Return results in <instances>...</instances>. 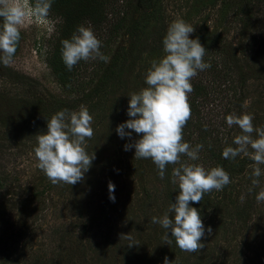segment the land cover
I'll return each mask as SVG.
<instances>
[{"label": "rangeland", "instance_id": "rangeland-1", "mask_svg": "<svg viewBox=\"0 0 264 264\" xmlns=\"http://www.w3.org/2000/svg\"><path fill=\"white\" fill-rule=\"evenodd\" d=\"M123 1L99 0L108 12L107 20L80 23L91 26L102 42L103 54L107 56L122 44L127 56L118 79L90 101L62 91L48 68L46 53L62 21L54 12L43 20L26 21L13 62L0 63V142L8 144L0 149V172L7 170L6 184L15 185L13 191L9 189L13 184L9 191L7 187L1 190L0 256L14 251L17 264H164L165 256L173 264H264V201L258 203L255 198L264 187V175L259 178L260 187L253 188V161L237 157L235 162L240 163L228 171L231 183L222 191L205 194L201 203L190 202L200 212L205 237L201 240L204 248L189 253L180 250L174 240L165 244V229L151 221L153 216H163L170 202L175 203L179 190L171 182V172L179 165H168L161 179L151 159H136L134 149L124 150L131 140L120 138L115 131L129 119L128 95L147 87L146 70L153 59L164 55L162 38L177 18L193 25L190 38L215 39L228 71L214 80L206 70L191 80L205 89L195 97L189 94L191 118L183 128V141L195 147L197 127L203 126L208 132L206 141L217 143L216 136L221 143L227 138L234 147L232 140L241 130L229 128L225 120L233 112L251 114L254 126H264V0H252L243 17L233 14L240 0H157L137 29L110 42V28ZM100 62L80 61L75 65V78L97 81L102 73ZM81 105L93 117L94 135L86 139L85 148L95 159L83 181L54 185L36 166L34 135L47 131L43 120L56 111H78ZM32 121H38L40 128H34ZM138 138L133 132L132 139ZM204 155L202 149L198 161L186 156L181 160L213 168ZM239 164L241 170H237ZM260 167L264 170V165ZM109 182L115 185V202L109 199ZM26 184L48 188L37 198H29ZM9 198L16 200L13 207L5 202H12ZM41 200L45 209L35 213L43 207Z\"/></svg>", "mask_w": 264, "mask_h": 264}, {"label": "clouds", "instance_id": "clouds-1", "mask_svg": "<svg viewBox=\"0 0 264 264\" xmlns=\"http://www.w3.org/2000/svg\"><path fill=\"white\" fill-rule=\"evenodd\" d=\"M51 5L52 0H0V63L8 66L13 62L22 27L32 18H47ZM194 31L193 25L181 18L168 25L162 38L164 55L153 59L146 70L147 87L128 95L129 119L115 129L120 138L131 140L124 145V150L134 149L136 159H151L161 179L165 177L168 165H179L171 172V182L179 190L175 203L170 202L165 214L153 216L151 221L165 229V244L171 245L174 240L180 250L189 253L204 248L201 240L205 237L200 212L191 207L190 202L201 203L205 194L213 190L222 191L231 183L223 167L205 169L201 164L181 160L182 156H186L189 161H198L199 152L203 149V144L193 147L183 141V128L191 118V80L211 67L204 61L206 48L198 38H190ZM61 45V58L69 71L80 61H110V57L101 52L102 42L90 25H78L71 38L63 39ZM253 119L251 114L237 115L235 112L225 117L227 126H237L241 134L234 136V147L228 145L225 138L222 156L228 160L241 157L253 161L251 183L256 188L260 187L259 178L264 175L260 167L264 165V126H254ZM92 122V115L81 105L78 111H57L48 119L47 131L37 134L34 148L38 161L36 166L52 184L75 185L84 180L95 159V154H89L85 148L86 139L94 135ZM133 132L139 136L138 139H132ZM108 190L109 199L115 202V185L112 182L108 183ZM251 191L252 188L249 189ZM255 198L258 203L264 201V187H260ZM211 232L209 227L207 233ZM164 264L173 262L165 256Z\"/></svg>", "mask_w": 264, "mask_h": 264}, {"label": "trees", "instance_id": "trees-1", "mask_svg": "<svg viewBox=\"0 0 264 264\" xmlns=\"http://www.w3.org/2000/svg\"><path fill=\"white\" fill-rule=\"evenodd\" d=\"M123 1V0H122ZM157 0H124L123 8L118 11V17L115 19L110 28V42L116 40V38L124 37L126 34L134 31L138 28L142 19L146 18V14L151 13L154 5ZM218 1V0H217ZM104 4V3H103ZM252 4V0H240L239 3L233 8V14L240 15L243 17L246 15ZM102 4L99 3V0H52V5L50 12H54L58 14L61 18V25H59V33L58 36L55 37L53 46L50 50L47 51L46 62L50 72L52 73L57 85L60 87L62 91L65 93H78L83 102L90 101L91 98L105 89H108L119 77L122 72V69L126 65L127 56L125 47H122V44H119L110 54L107 56L110 57V61L105 63L101 61L100 63L102 68V73L97 79L94 81L93 77L89 80H78L76 79V74H78L75 70V66L71 71L67 69L62 58H61V41L63 39H70L73 32L76 31L78 25H80L83 21H89L92 24H98L105 22L107 20V11H104L105 7H102ZM111 12V11H110ZM2 23V20H0ZM207 50L206 55L204 57V61L211 65L210 68L207 69L208 74L212 79L215 80V77H224L228 74L227 69L225 68L223 62V58L219 56L218 46L213 38H202L197 37ZM206 71V70H205ZM206 73V75H208ZM193 92L192 97L197 96L199 92H204L205 85L193 83ZM195 95V96H194ZM13 102V101H12ZM59 111V110H58ZM57 112V111H56ZM48 120H43V123H47ZM199 125V121L196 122ZM190 121H187L186 125H189ZM27 125V124H26ZM185 125V126H186ZM32 126H38V121H32ZM187 127V126H186ZM197 127V126H196ZM198 133L196 140L193 143L203 144V150L206 152L205 157H207L213 167H223L226 172L230 171L234 168L235 163L238 164L240 161L228 160L224 159L222 156L223 148L226 146L225 142L219 143V139L215 136L217 143H212V141H206L205 135H208L206 129L203 126H198ZM33 136V133L31 134ZM30 136V137H31ZM37 136L34 135V137ZM210 142V143H209ZM228 144V142H227ZM8 145V144H7ZM6 145V146H7ZM229 145V144H228ZM0 142V149L3 147ZM242 165L239 164L237 170H241ZM6 170V169H5ZM231 174V173H230ZM8 172L7 170H2L0 172V196L2 197L1 190L13 184L7 181ZM40 182V180L38 181ZM41 183V182H40ZM38 184V183H37ZM46 184V183H45ZM14 185V184H13ZM11 185L9 189L11 191L15 190V185ZM39 185V184H38ZM41 186V185H40ZM25 191L28 194V197H35L42 195L44 189H47V186L38 188L36 185L26 184L24 185ZM6 189V191H7ZM8 189V191H9ZM27 197V198H28ZM176 196H174L175 198ZM3 199V198H2ZM12 202L9 203L8 199L5 200L7 204H10L11 207L15 204V199L9 198ZM1 202V201H0ZM44 201L41 200V206L39 210L35 213H41L44 207ZM1 204V203H0ZM42 217V216H41ZM31 226V224H30ZM26 234V235H25ZM27 233L24 232L23 240L27 239ZM27 241V240H26ZM18 263V255L14 254V251L8 254H2L0 256V264H17Z\"/></svg>", "mask_w": 264, "mask_h": 264}]
</instances>
